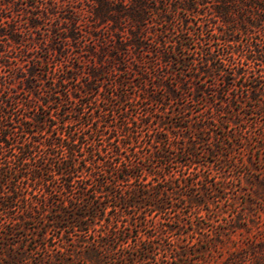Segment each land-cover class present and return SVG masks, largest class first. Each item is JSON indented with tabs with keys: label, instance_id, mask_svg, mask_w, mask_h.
<instances>
[{
	"label": "rangeland",
	"instance_id": "374dc122",
	"mask_svg": "<svg viewBox=\"0 0 264 264\" xmlns=\"http://www.w3.org/2000/svg\"><path fill=\"white\" fill-rule=\"evenodd\" d=\"M5 7L7 9L3 10ZM204 11L206 12V8ZM37 15V10L29 7L27 0H10L7 6H0L2 30L0 34L3 33L0 35V118L4 116L5 111L6 118L15 125L14 121H17L22 113L29 117L38 116L42 121L46 116L51 121L48 119L46 124H41L43 133L35 132L30 137L19 135L18 141L40 140L48 144L54 139L60 143L65 137L64 125L61 122L76 118L78 116L74 112L76 110L81 113L83 122L85 124L89 122L91 127L86 126L84 130H80L79 122H74L68 125L65 134L72 130L81 140L87 139L92 143L78 153V160L88 156L89 151H95L94 157L99 163H94V166L85 170L82 169L84 163L77 161L73 169L75 172L68 176H60L56 174L59 166L55 158L39 159L37 163L17 166L13 161L5 162L4 155H0V166L3 172L7 171L8 178L6 176L1 178L3 181L7 179L8 183L1 189L2 192L7 190V194L0 192V241L3 240L6 244L13 243L24 250L32 248L35 240L44 242L40 237L45 235L47 250L38 248L35 254L27 255L28 259L24 260V264L57 262L88 264L86 260H72L71 257L77 253L79 234L84 231L69 226L70 215L65 221L63 219L56 223L53 221L58 220L60 210L69 212L70 207L61 205L65 196L71 194L73 198L79 197L80 193L76 186L80 184L83 187L90 182L85 181L83 176L90 173L95 177L103 172L104 175L101 177L113 181L120 172L117 168H126L127 164L130 166L132 163L133 166L125 169L136 176L135 179H131L132 187L146 184L151 189L150 192H157L163 188L175 189L172 195L166 193L160 195L159 201L165 202L163 205L165 209L161 207L156 210L149 206L155 203L149 199L145 202L147 205L141 203L140 208L121 213L120 220L124 221L122 224L134 222L138 225L137 228L133 227V235L138 234L143 239L149 236L155 241L159 237L160 242L169 248L165 253L167 260H149L148 264L183 262L184 260H170V256H173L170 253L171 248H174L176 243L172 242L173 239H178L183 252H202L206 249V253L201 254V257L185 262L219 263L220 259L226 256L227 247L213 248L204 242L194 247L190 246L195 238L190 237L189 228L192 224H198L211 234L217 230L216 227L224 223L225 217L230 219L236 214L239 206L246 200L245 192H253L256 205L262 201L264 187L259 185L257 177L260 176L258 172L262 171V175L264 174V110L254 108V102H244L242 99L243 102H240L236 96L244 95L245 92L238 85L232 88L224 83L220 89L209 88L212 82L210 77L185 81L186 75H190L192 71L182 72L179 66L173 65L160 70L151 65L149 68L140 66V73L116 71L110 75H102L100 81L93 80L89 85H84L90 81L89 77L80 73L73 75V78L65 83L61 79L65 72L63 70H67L68 67L53 57L51 59L47 57L51 39L57 38L65 31L54 29L55 35L51 29L60 24V20ZM188 17L196 20L193 15ZM29 19L35 22V26L28 34H24L19 30L27 27ZM9 26L16 28L11 38L7 35L11 30ZM190 26L188 33L183 35L187 38L189 49L178 51V56L193 58L197 62L210 50L219 49L222 52V45L216 44V41L208 43L206 40V43L204 41L201 43L202 45L197 44L196 35L200 30L191 23ZM168 27L170 30L167 36L171 41H175L179 36L183 37L176 34L177 28L173 24L170 23ZM240 38L242 42L250 39L243 35ZM242 42L239 43L240 46ZM75 45L78 49L75 46L74 49L81 52L84 57L89 55V49L82 47L81 40ZM165 50L172 51L173 48L168 45ZM67 53L69 57L65 63L68 66L81 64L74 50L68 49ZM35 55L38 63L33 64L31 59ZM86 58L84 60H87ZM87 63L80 67L87 70L89 68ZM142 69H145L144 75L141 74ZM33 70L35 74L32 76L29 73ZM25 80H29L26 83L29 87L25 88ZM179 82L183 87L175 89L179 98L170 97L167 89L172 83L175 86L174 84ZM54 83L56 84V89H53L56 91L53 94L54 103L50 104L51 109L48 110L39 104L35 96L46 102L45 93L51 92L50 87L53 88ZM195 86L202 87L206 92H195ZM31 89L35 91L34 94L30 92ZM215 89L222 92L225 102L215 97ZM231 96L232 101L227 102ZM6 101L11 105L5 106ZM48 113L58 114L60 119L55 121L54 117L47 115ZM98 116L103 117L107 124L100 123V119L95 122ZM54 123L53 126L60 127L50 129L49 125ZM88 135L90 137L86 138ZM157 138L160 140L156 141ZM50 152L60 155V151ZM35 154L38 155V151ZM102 160L106 162L102 164ZM41 162L45 164L42 171L33 173L31 169H27ZM63 163L66 164L65 161ZM13 168H16L19 175H14ZM187 175L188 184L191 179L197 180L202 175L206 176L209 187L213 184L211 189L216 188L213 193L201 197L199 206L201 209H198L196 202L189 198L194 192L184 187V183L187 182H183V177ZM67 180L71 182H68L71 184L68 191L64 189ZM197 186L204 189L205 182L198 181ZM126 187L127 185L124 186ZM7 200L13 201L10 204ZM8 205L11 206L6 209ZM107 213L113 214L111 208H107L100 217L107 216ZM132 213L137 217L132 218ZM249 218L250 221L246 224L248 231L240 229L234 236L236 239L253 237L258 229H264V213L261 209L256 215L249 213ZM86 223L90 224V227L85 231L87 234L91 233V236L107 229L104 227L105 224L102 225L104 221L96 217L88 216ZM170 230H174L173 236ZM239 232L242 234L239 235ZM238 242L243 243L242 240ZM61 244L66 250L60 249ZM52 255H56L57 258L62 256L66 260H52ZM109 261L103 262L109 264Z\"/></svg>",
	"mask_w": 264,
	"mask_h": 264
},
{
	"label": "trees",
	"instance_id": "16d2710c",
	"mask_svg": "<svg viewBox=\"0 0 264 264\" xmlns=\"http://www.w3.org/2000/svg\"><path fill=\"white\" fill-rule=\"evenodd\" d=\"M9 1L0 0V6H7ZM27 3L29 7L37 10V17L42 15L43 18L60 20V24L52 28L51 32L55 33L56 30L54 29H64L65 32L62 35L58 34L57 38L51 39L50 51L47 57L48 59L53 57L63 63L65 67H68L67 70H63L65 72L61 79L65 83H68L73 75L80 73L89 77L90 81L84 84L89 85L93 80L100 81L102 75H110L116 71L124 70L140 73V66L149 68L151 65L160 70L168 65H173V67L179 66L182 72L192 71L190 75H186L185 81L210 77L212 82L209 88L216 87L220 89L224 86V83L227 87L232 86V88L238 85L245 92L244 95L236 96L240 102H243L242 100L244 102L251 101L254 102V108L264 110V0H27ZM205 8L206 12H203ZM2 9L5 10L7 7ZM189 15H193L197 21L189 18ZM28 21L27 27L19 30L20 32L23 31L22 33L28 34L29 30L35 26V22L31 19ZM170 23L177 28L176 34L182 36L186 35L188 30L191 29L190 23L196 25V28L200 30V33L196 35V43L201 44L206 40H208V43L209 41H216V44L220 43L222 45V52L219 49L216 51L210 50L203 54L200 61L197 62L193 58L178 56V51H185L189 49V46L186 36H183L184 38L179 36L175 41L168 38L167 33L170 30L168 27ZM212 23H214V26H212ZM9 28L11 30L7 35L11 38L16 28L13 26H9ZM64 33L66 35H63ZM241 35L250 37V39L242 42ZM79 40L82 41L83 48L87 47L89 49V55L84 57L81 52H78V47L75 44ZM240 42H242L241 46ZM168 45L173 48L172 51L165 50ZM74 46L77 49H74ZM68 49L75 51V56L79 58L81 64L68 66L65 63L68 62ZM81 57L83 58L81 59ZM84 58L87 60H84ZM31 60L33 64L38 63L36 55ZM85 62H88L87 65H89L87 70L80 67ZM145 73V69H142L141 74L144 75ZM29 74L33 76L35 71H31ZM28 81L25 80V88L29 87L26 84ZM172 84L167 89V93L172 98H179V94L175 89H183L182 84L180 82L174 84L176 87ZM53 86V88L50 87L51 92L47 91L45 93L46 102L35 96L39 104L44 105L48 110L51 109L50 104L54 103L53 94L56 91L53 89H56V84L54 83ZM194 91L206 92L198 86L194 87ZM214 91L215 97L225 102L222 92L216 89ZM30 92L34 94L35 91L31 89ZM194 97L192 98L194 99ZM230 101H232V96L227 102ZM4 105L9 106L11 103L6 101ZM74 112L78 115L76 118L61 122L64 125L63 135L65 137L62 138L60 143L52 139L46 144L40 140L30 141L29 139L20 142L17 137L19 135L30 137L35 132L43 133L41 124H46L49 118L45 116V120L42 121L38 116L29 117L22 113L13 125L6 118V112L4 111V116L2 115L0 118V155H4L5 162L13 161L17 166L37 163L40 161L39 159L55 158L59 166L56 174L60 176H68L75 172L73 169L78 162L84 163L82 169H89L94 166V163H99L94 157L96 152L89 151L88 156H83L81 160H78V153L83 148H88L92 143L87 139L81 140L75 136V132L72 130L65 134L68 125L74 122H79L80 130H84L86 126L91 127L89 122L88 124L83 122L80 112L76 110ZM47 115L54 117L55 121L60 119L58 114L48 113ZM102 118L98 116L94 121L100 119V123L107 124L106 120ZM53 125L55 123L49 125L50 129L60 127ZM92 134L90 133V135ZM90 135L86 138H89ZM159 140L157 138L156 141ZM37 151L38 155L35 154ZM50 151H60V155L57 156V154ZM64 161L66 164L63 163ZM105 162L106 160H102L101 163ZM131 166H133L132 163H130V166L127 164L126 168H117L120 172L117 173L116 179L113 181L101 177L104 175L103 172L95 177L89 173L83 178L86 179L85 181L90 182L83 187L80 184L76 186L80 193L79 197L73 198L74 196L71 194L65 196L61 205L70 207V213L67 210H60L59 213L61 214L58 216V220L53 222L56 223L61 219L65 221L70 215L69 226L84 231L79 234L77 253L71 255L72 260H86L88 264H106V262H103L104 260H110L109 264H148L149 260H167L165 253L169 248L160 242L159 237L156 236L158 240L155 241L149 236L143 239L138 234L133 235V227L137 228L138 225L134 222L122 224L124 221L120 220V217H122L121 213L125 210L140 208L141 203L147 205L145 202L149 199L155 201L149 206L154 207L156 210L161 207L164 208L165 202L163 200L159 201L160 195L162 193L172 195L175 193V189L163 188L157 192H150L151 189L146 184L140 187H132L130 184L132 183L131 179H135L136 176L125 170ZM44 167L45 164L41 162L39 165L34 164L32 168L27 169H31L34 173L42 171ZM12 170H14V175H19L16 168ZM6 173L7 171L3 172L0 166V192L8 183ZM258 174L260 175L257 177L258 183L264 187V174L262 175V171ZM5 176L7 179L3 181L1 178ZM91 177H93L92 180ZM188 179L189 175L183 177V182H187ZM198 181L205 182L204 189L197 186ZM206 181V176L200 175L197 180L191 179L189 184L188 182L184 183V187H188L194 192L189 195V198L196 202L198 209H201L199 207L202 201L201 197L204 198L209 193L216 191V188H210L213 184L209 187ZM68 182L70 181L67 180V183H64V189L67 191L71 187V182L69 184ZM126 185L127 187L124 188ZM90 188L92 189L89 192ZM2 193L7 194V190ZM252 193V191L245 192L246 200L244 204L239 206L236 214L230 219L225 217L224 223L216 227L217 230L211 234H208L202 226L192 224L189 233H191L190 237L195 238V240L192 241L190 246L194 247L196 244L204 242L213 248L227 247L226 256L221 258V261L217 264H264V229H258L256 234L250 238L236 239L234 237L240 229L248 231L246 224L250 221L249 213L256 215L260 209L264 213V197H262L261 202L256 201L259 203L256 205ZM103 199H106V201ZM12 201L10 200L8 203L11 204ZM10 206L8 205L6 209ZM107 208H111L113 214L107 213V216L100 217L103 216ZM88 216L102 219L104 221L102 225L105 224L106 231L101 230V233H94L92 236L91 233L87 234L85 230L90 227V224L86 223ZM133 216L132 213L131 217L133 218ZM136 217L134 216V218ZM34 223L37 225L36 221ZM173 231L170 230L172 236ZM241 234L239 232V235ZM40 239L44 242L35 240L32 248L24 250L13 243L6 244L3 240L0 241V264H24V260L28 259L27 255L35 254L38 248L41 247L47 250L48 243L45 235H42ZM239 240H242L243 243L238 242ZM172 242L176 243L174 248H171L170 253L173 256H170V260H184L179 264H189L185 260H192L206 253V249L202 252H183L180 249L178 239H173ZM59 247L66 250V248H62V244ZM201 248L203 247L201 246ZM56 252H60V250H56ZM52 260L66 259L62 256L57 258L56 255H52ZM116 260L120 261L116 262Z\"/></svg>",
	"mask_w": 264,
	"mask_h": 264
}]
</instances>
